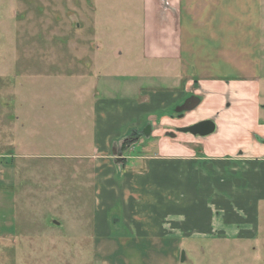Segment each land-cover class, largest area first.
Segmentation results:
<instances>
[{
    "label": "rangeland",
    "instance_id": "obj_1",
    "mask_svg": "<svg viewBox=\"0 0 264 264\" xmlns=\"http://www.w3.org/2000/svg\"><path fill=\"white\" fill-rule=\"evenodd\" d=\"M261 6L259 43L237 41L226 45L225 63L231 60V69L217 59L211 58L206 64L227 78L245 73L234 66L243 61L248 63V69L261 67L257 75L259 89L254 93L256 113L251 110L244 119L253 122L257 114L258 124L264 125V0ZM141 33L142 0H0V143L10 150L8 158L16 151L20 158L35 156L34 162L44 165L12 167L6 182L0 177V264H264V201L255 204L253 223L239 222V207L233 201L224 212L218 208H227L224 188L215 189L221 196L211 207L209 234L170 232L167 228L166 236L144 238L118 234L110 225L98 229L105 218L117 215L114 211L121 205L125 211L133 208L136 218L132 223L136 228L143 224L137 220L140 219L146 222L144 225L150 224L146 229L153 232L164 205L154 207L143 199L134 205L132 197L124 202L120 187L118 192L111 188L115 198L111 195L105 200L102 180L94 178L92 107L99 98L103 105L115 100L116 105L110 106L104 116L111 123L110 134L130 131L133 120L122 119L130 114L124 113L125 106L118 105V101L132 95L133 90H128L130 86L126 84L143 87L147 83L137 77L136 71L131 72L142 66L138 59ZM206 46L197 43V58ZM151 80V87L159 89V79ZM95 93L100 97L95 99ZM203 121L213 123L210 135L182 132L197 123L152 121L146 128L131 130V138L114 141L115 150L121 157L141 158L143 164L150 157L165 155L176 145L183 146L185 157L201 158L222 133L233 134L234 138L251 133L248 128H244L246 132L241 130L237 118L230 123L215 116ZM106 127L107 124L103 129ZM251 134L263 147L264 138ZM101 137L99 134L97 139ZM249 149H245L246 153ZM145 168L123 167V172L138 173ZM183 168L187 218L193 214L189 210L194 206L192 200L214 189H202L198 183L204 185L208 178L189 172L192 167ZM210 168L216 173L245 174L244 167ZM222 174L218 178L221 181ZM158 175L162 180L157 187L176 179L173 170ZM241 196V189L233 188L231 199L240 204L244 200ZM202 211L205 204L201 215ZM230 213L232 218L227 219Z\"/></svg>",
    "mask_w": 264,
    "mask_h": 264
},
{
    "label": "crops",
    "instance_id": "obj_2",
    "mask_svg": "<svg viewBox=\"0 0 264 264\" xmlns=\"http://www.w3.org/2000/svg\"><path fill=\"white\" fill-rule=\"evenodd\" d=\"M261 5L262 0H142V48L138 58L142 61V66L131 72L136 71L137 77H143L147 83L143 87L126 84L130 86L128 90H133L132 95L118 101V105L125 106L124 113L130 114L123 116L122 119L126 117L124 119H128L127 121L133 120L129 123L130 131L146 128L152 121L175 125H184L186 122L192 125L215 116L222 118L226 123L233 122L237 118L241 123V130L246 132L249 129L251 133L254 132L264 138V125L258 124L257 114L253 122L249 121V118L244 119L251 110L256 113L254 105L257 104V99L254 93L259 89L257 75L261 72V67L248 69V63L243 61L242 65L234 66L244 70L245 73L240 74L241 77L238 78H227L228 75L217 74L206 64L212 58L224 61V65L231 69V60L225 63L226 45L237 41L252 45L259 43L258 40L262 36L259 29L263 25L260 20ZM198 42L207 45L199 58L196 57ZM207 48H210L212 53H208ZM255 55L257 59L256 52ZM253 58L252 56V61ZM143 66L146 68H142ZM199 69L204 70L203 73ZM152 77L159 79V89L151 87L154 82L151 80ZM195 95H198L201 100L199 106L178 115L175 119L174 115L179 113L178 108ZM205 95L209 96L205 97ZM92 96L95 99L100 97L98 93ZM137 97H140V100H137ZM252 100L253 103H249ZM114 105H116L115 100H107V103L103 105V99L99 98L95 100L92 107V147L95 152L93 167L97 174L94 178L96 181L102 180L101 193L105 196V200L111 195L115 198L113 189L118 192L117 188L120 187L124 202L132 197L134 205L141 199L148 201V204L154 207L164 205L161 208L162 214L156 221L158 227L153 232L149 228L146 229L150 224L144 225L146 222L140 219L137 220L143 224H139L136 228L132 223V219L136 218V215L132 214L133 208L131 212L125 211L117 203H113V205H120L118 209L113 210L117 215L105 218L103 222L105 227L104 224L103 226L98 224V229H105L110 225L118 234H132L144 238L166 236L167 228L170 232L183 230L184 233L193 231L209 234L212 229L211 207L221 196V193L215 190L216 188H224L222 192L225 193L222 194L228 199L227 208L218 207L219 210L224 212L232 206L233 201L239 207L240 220L238 221L254 222L255 204L264 201V146L256 144L253 134H241L234 138L233 134L222 133L219 138L213 139L217 142L212 143L213 147L205 149V157L201 158L185 157L183 146L176 145L168 149L165 155L148 158L145 164L138 157L126 156L118 159L112 155V152H118L114 141L123 138L129 132L125 134L120 130L118 133L115 132L116 134H110L111 123H108L104 116L109 113V107ZM222 107L224 108L220 109ZM106 124L107 127L103 129ZM121 127L122 125L119 129ZM99 134L102 140L97 139ZM222 137H224L223 140H221ZM247 148H251L248 153L245 151ZM241 149L244 151H238ZM9 151L0 143V177L5 182L7 173L10 170L13 171L12 167H44L39 161L34 162L35 156L25 155L20 158L13 149L11 150L12 158H8ZM238 154L243 155L244 158ZM237 155L238 157L235 158L234 156ZM11 159L12 162H10ZM123 167L146 168L143 172L132 173L123 172ZM183 167H192L189 172L198 173L201 178H208L206 184L198 183L202 189H214L207 194L201 192L192 200L194 206L189 210L193 214L187 218L183 207V198H185L182 189V181L185 177ZM199 167H205V169L202 170ZM210 167H244L245 174L240 176L229 171L223 174L216 173ZM171 170L175 171V181L167 180L165 187L160 185L157 187L156 183L162 180L158 174L161 171L168 174ZM221 174L224 178L222 181L218 179ZM236 187L241 189L243 195L241 197L244 199L240 204L230 197L233 188ZM204 204L205 211H202L201 215V207ZM165 211L169 212L164 214ZM231 215V213L227 214L226 218L231 219ZM145 218L150 219L149 216ZM151 222L155 221L151 219Z\"/></svg>",
    "mask_w": 264,
    "mask_h": 264
},
{
    "label": "water",
    "instance_id": "obj_3",
    "mask_svg": "<svg viewBox=\"0 0 264 264\" xmlns=\"http://www.w3.org/2000/svg\"><path fill=\"white\" fill-rule=\"evenodd\" d=\"M199 103H200V99L192 96V97L188 98L187 101H185V103H184V105L188 104L187 107H185L183 110H180V111L181 112L191 111ZM213 131H214V125L211 121H203V122L197 123L196 125L189 127L186 131H183V129H182V132H189V133H192L194 135H199V136L210 135ZM112 155L118 159H120V157H121L120 153L112 152ZM181 260H183V254H181Z\"/></svg>",
    "mask_w": 264,
    "mask_h": 264
},
{
    "label": "flooded vegetation",
    "instance_id": "obj_4",
    "mask_svg": "<svg viewBox=\"0 0 264 264\" xmlns=\"http://www.w3.org/2000/svg\"><path fill=\"white\" fill-rule=\"evenodd\" d=\"M187 105H188V104L179 107V108H178V111L183 110L185 107H187ZM179 113H180V114H178V115H182V114H183V112H181V111H180ZM178 115H176V116H178ZM143 128H144V127H143ZM129 132H130V131H129ZM131 136H132V135H130V134L128 133L127 135L124 136V138H125V139H129V138H131Z\"/></svg>",
    "mask_w": 264,
    "mask_h": 264
}]
</instances>
